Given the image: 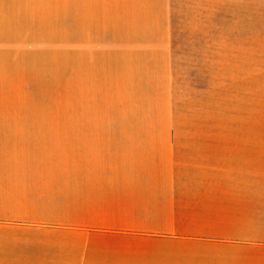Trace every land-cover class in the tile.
Wrapping results in <instances>:
<instances>
[{"label": "crops", "instance_id": "0c3cea01", "mask_svg": "<svg viewBox=\"0 0 264 264\" xmlns=\"http://www.w3.org/2000/svg\"><path fill=\"white\" fill-rule=\"evenodd\" d=\"M161 2L154 19L134 16L116 25L108 12L103 29L135 30L131 40L124 33L109 36L106 44L94 34L77 36L75 52L88 47L92 54L108 53L107 76L116 83L132 65L117 74L110 66L114 54L147 51L156 56L148 65L170 84L171 0ZM75 5L77 13L78 0ZM70 26L78 27L76 20ZM4 27L0 0V264H264L261 31L253 27L246 45L241 40L249 62L235 84L236 101L249 102L251 110L250 124L236 125V131L251 139L177 142L145 140V133L172 131L156 124L5 123L16 115L3 108ZM59 38L64 45L67 38ZM5 132L85 134L91 154L74 179H58V195L17 194L5 184L17 180L16 173H5ZM66 189L73 195L61 194Z\"/></svg>", "mask_w": 264, "mask_h": 264}, {"label": "rangeland", "instance_id": "374dc122", "mask_svg": "<svg viewBox=\"0 0 264 264\" xmlns=\"http://www.w3.org/2000/svg\"><path fill=\"white\" fill-rule=\"evenodd\" d=\"M75 1L4 0L3 108L16 115L5 123L156 124L172 131L145 133V140L251 139L250 133L236 131V125L250 124L251 110L249 102L236 101L235 84L249 62L241 40L246 45L253 27L264 38V0H171L170 84L148 65L156 56L147 51L114 54V72L122 74L128 64L132 71L111 83L108 53L92 54L88 47L78 53L74 44L77 36L87 40L93 34L103 44L118 33L131 40L135 30L103 29L106 14L111 12L109 20L116 25L134 16L154 19L161 0H78L77 13ZM75 20L78 27H71ZM45 25L53 30L47 33ZM59 35L67 38L64 45ZM260 49L264 78V42ZM84 135L5 132V173L17 174V180H5L6 188L58 195V179L70 181L86 166L91 146Z\"/></svg>", "mask_w": 264, "mask_h": 264}]
</instances>
